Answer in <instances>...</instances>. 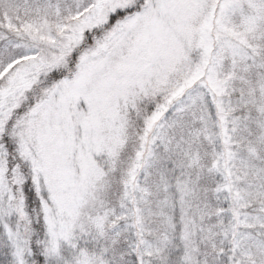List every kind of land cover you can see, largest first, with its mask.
Listing matches in <instances>:
<instances>
[{
    "label": "snow or ice",
    "instance_id": "6c2138e0",
    "mask_svg": "<svg viewBox=\"0 0 264 264\" xmlns=\"http://www.w3.org/2000/svg\"><path fill=\"white\" fill-rule=\"evenodd\" d=\"M0 264H264V0H0Z\"/></svg>",
    "mask_w": 264,
    "mask_h": 264
}]
</instances>
